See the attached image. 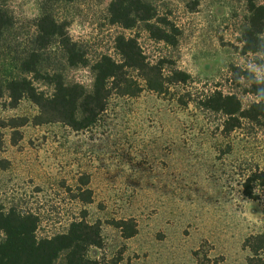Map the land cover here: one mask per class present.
I'll list each match as a JSON object with an SVG mask.
<instances>
[{"label": "rangeland", "instance_id": "374dc122", "mask_svg": "<svg viewBox=\"0 0 264 264\" xmlns=\"http://www.w3.org/2000/svg\"><path fill=\"white\" fill-rule=\"evenodd\" d=\"M112 1L0 0L11 21L0 39V82L32 79L21 64L36 53L40 75L58 74L89 93L94 63L102 56L120 61L118 35L137 39L146 61L161 63L164 74L182 71L189 80L162 95L113 93L97 122L80 131L34 125L37 107L24 98L11 108L5 94L0 208L36 216L37 239L65 233L80 219L99 223L102 245L87 248L98 264H248L245 241L264 232V190L251 183L255 199L244 195L247 178L264 173V116L242 120L224 135L225 117L201 104L214 92L236 96L243 109L257 102L248 77L264 80V68L257 67L264 55L243 50L247 0H142L175 28L173 46L153 40L143 24L131 30L112 25ZM46 14L66 27L85 66H70L55 40L36 46L37 24ZM32 80L52 93L45 80ZM20 118L28 122L7 126ZM85 190L91 203L78 198ZM117 221H132L135 234L124 238ZM64 256L55 264H64Z\"/></svg>", "mask_w": 264, "mask_h": 264}, {"label": "trees", "instance_id": "16d2710c", "mask_svg": "<svg viewBox=\"0 0 264 264\" xmlns=\"http://www.w3.org/2000/svg\"><path fill=\"white\" fill-rule=\"evenodd\" d=\"M247 7L249 15L242 35L243 50L245 53L261 54L264 53V5L256 4L255 0H247ZM108 14L112 25L131 30L138 24H143L153 40L171 46L177 42L175 28L166 19L158 17L154 8L142 0H113ZM10 23L7 13L0 7V39ZM54 40L65 52L70 66L86 65L84 55L68 36L66 27L46 14L37 24L36 46L42 49ZM115 50L120 61L102 56L94 63L93 85L89 93L79 84L64 83L58 74L40 75L37 70L38 55L31 53L22 62V70L32 74V79L45 80L53 87L52 93L45 95L39 91L32 79H12L5 84L0 82V99L7 94L9 106L15 108L20 100L27 98L38 109V114L31 120L34 125L60 123L73 131H80L97 122L113 93L137 97L143 90H148L162 95L170 87L185 84L189 80V75L182 71L164 74L161 63H148L135 38L118 35L115 38ZM248 79L253 95L258 88H264V84L258 83V80ZM201 104L205 109L219 112L225 117L222 125L224 135L237 129L242 120L258 122L264 116V102H254L243 109L236 96L221 92L210 94ZM17 121L19 122L15 123ZM27 122L28 119L25 118L12 119L7 126L14 128ZM3 126L5 125L0 123V127ZM251 183L264 190V173L255 172L246 180L244 195L255 199L249 187ZM80 194L78 198L81 202L91 203L89 190ZM37 226L38 218L32 214H22L13 209L5 213L0 208V231L4 235L0 242V264H55L61 253H65L64 264H98L87 257V248L102 245L99 223L89 224L84 219L73 221L65 233L44 239H37ZM114 226L120 229L124 238L135 234L132 221H117ZM244 247L250 252L248 264H264V232L247 238Z\"/></svg>", "mask_w": 264, "mask_h": 264}, {"label": "clouds", "instance_id": "9594fccd", "mask_svg": "<svg viewBox=\"0 0 264 264\" xmlns=\"http://www.w3.org/2000/svg\"><path fill=\"white\" fill-rule=\"evenodd\" d=\"M261 55H264V53H261ZM257 67L264 68V64L257 65ZM249 71L251 72V68L249 69ZM253 75L255 74L253 73ZM258 83L264 84V80H258ZM254 95L257 102H264V88H258Z\"/></svg>", "mask_w": 264, "mask_h": 264}]
</instances>
